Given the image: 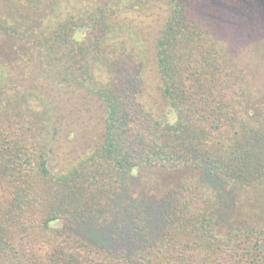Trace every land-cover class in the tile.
<instances>
[{"label": "trees", "instance_id": "16d2710c", "mask_svg": "<svg viewBox=\"0 0 264 264\" xmlns=\"http://www.w3.org/2000/svg\"><path fill=\"white\" fill-rule=\"evenodd\" d=\"M260 11L0 0V264H264ZM149 50L161 112L140 99ZM62 114L91 137L57 169ZM152 168L191 174L160 200L131 193Z\"/></svg>", "mask_w": 264, "mask_h": 264}, {"label": "rangeland", "instance_id": "374dc122", "mask_svg": "<svg viewBox=\"0 0 264 264\" xmlns=\"http://www.w3.org/2000/svg\"><path fill=\"white\" fill-rule=\"evenodd\" d=\"M260 12H261L260 13L261 17L259 18L260 23H264V21H261L263 13L262 11ZM247 37H248L247 35H246V38L244 39L237 37L236 40L239 44L244 45V42L247 43L246 41L248 40ZM13 43L14 45H16L17 42H13ZM0 44H3L4 46H6L5 43L2 42L1 40H0ZM149 45L151 47V42H149ZM245 51H254V48H249ZM16 62L11 61L7 63L11 73L18 72L19 68L17 69L15 67ZM260 68H261L260 66H257L255 68V72L253 74L254 77L257 78L259 76ZM155 71H156V68H155L154 52L152 50H149L148 57H147V66L145 67V71H144L145 76H143L144 82H142V85H141L142 86L141 92L143 96L140 92V99L142 98V100L147 102L150 106H154L155 110H158L159 112H161V106L158 104L159 103L158 99H156V97H158V94L156 93V90L154 87L155 85L151 84V86H149L148 89H146L147 88L146 82L148 81L147 77H149L150 80L153 79V83H156V80L154 79ZM251 72H252V69H251ZM146 90L149 92L147 93ZM59 116H58L57 121L55 122L57 124L58 132H56L55 134V144H54V151H53V154L57 157V160L55 163L58 166L57 169H60L61 167L68 165L74 162L76 159H78V155L82 152L81 150L86 146L84 145L83 142H85L88 138L91 137V134L87 135L89 134L86 132L87 128H85L83 124L81 125L78 121H75L73 116L69 114H66V115L62 114ZM93 134L94 133H92V135ZM137 174H138L137 180L133 178L132 180H129L128 182L130 192L133 194H145V195H151V196L156 194L157 195L156 200H160L163 197V195H165L168 190L174 188V186L178 182L188 178L191 174V171L186 170V169L152 168V169H149L142 173H137ZM107 216L109 220H112V217H110L109 214ZM114 221L115 220H113V222ZM118 222L121 223L122 221L118 219ZM70 227L75 228L77 230L79 226L77 227V225L74 224ZM84 227L85 226L81 228L79 227L78 231H80ZM104 228L106 229L107 227H104ZM158 229L156 228L154 232H157ZM109 232H111L110 229H109ZM112 234L113 232L111 233L110 236H112Z\"/></svg>", "mask_w": 264, "mask_h": 264}]
</instances>
